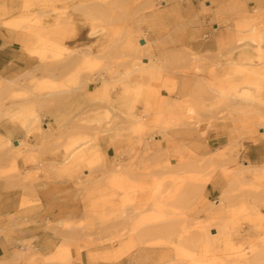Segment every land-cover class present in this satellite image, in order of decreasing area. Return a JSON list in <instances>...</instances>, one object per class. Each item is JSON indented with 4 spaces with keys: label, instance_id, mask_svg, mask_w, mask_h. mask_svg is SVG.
<instances>
[{
    "label": "rangeland",
    "instance_id": "rangeland-1",
    "mask_svg": "<svg viewBox=\"0 0 264 264\" xmlns=\"http://www.w3.org/2000/svg\"><path fill=\"white\" fill-rule=\"evenodd\" d=\"M225 3L234 14L220 15ZM0 26L52 40L41 70L0 81V180L23 190L22 209L39 203L37 189L62 206L44 225L60 238L57 256L27 244L17 261L74 264V248L96 263L264 264V164L243 158L244 143L264 138L260 11L237 0H0ZM75 27L93 51L63 45ZM158 44L174 48L164 61ZM95 80L105 95L144 93L142 111L95 112L92 135L63 141L44 118ZM209 130L224 136L219 148L191 147ZM103 134L120 146L113 158L99 152ZM19 159L33 170L23 174Z\"/></svg>",
    "mask_w": 264,
    "mask_h": 264
},
{
    "label": "crops",
    "instance_id": "crops-1",
    "mask_svg": "<svg viewBox=\"0 0 264 264\" xmlns=\"http://www.w3.org/2000/svg\"><path fill=\"white\" fill-rule=\"evenodd\" d=\"M241 9L252 8L258 10L264 15V0H237ZM13 5V10H17L19 4L17 1ZM229 3V2H228ZM226 9H220L221 14L225 15L233 12ZM77 18V16H73ZM214 18L217 15L213 16ZM213 29L216 27L212 24ZM207 40L203 47L208 52L215 53L217 50V42L214 33H210L208 28ZM216 31V30H214ZM39 43L37 37L32 38L29 33L23 30H13L0 26V81H12L21 76L29 75L33 72L41 70L39 56L32 54L29 50H34ZM95 39L89 36L88 29L74 28L71 35L63 41V45L69 50H87L93 51ZM158 53L156 57L162 61L168 55V52L173 51V47L168 44H158ZM145 61V60H144ZM74 66V65H73ZM64 74V72H63ZM134 84L139 81L134 80ZM103 83L88 81L82 84L78 89L72 90L69 100L65 96L61 97L58 103L55 102V110L52 115H47L44 118L48 122L46 126L56 132V136H60L63 141L68 136L74 137L77 134L92 135L95 128L92 124H88L93 119L95 112L112 110H125L127 107H134L136 113L141 112L145 104V94L141 93L137 96L129 93L126 95L120 88L116 91L109 92L105 95L101 91ZM163 97H166L163 95ZM109 100V102H108ZM85 120L83 124L81 121ZM47 128V127H46ZM2 129V127H1ZM102 129V128H101ZM224 136L218 134L216 130H209L205 133L201 140L191 142V147H198L200 153H206L212 148L218 147ZM109 135H101L97 141L99 152L107 159L113 158L115 152L120 148L119 144H111ZM159 141V139L155 140ZM27 144L35 147L39 141H26ZM243 158L252 165L264 164V138L257 139L256 142L244 143ZM220 149H215L218 151ZM23 168V174L33 170L29 164H25L23 159L17 160V165ZM12 180H0V264H24L22 259L17 261L18 255L24 253L27 244H29L34 254L42 258H49L52 254L57 256L60 238L45 229L46 211L61 209V204L57 202H46V192L37 189L36 197L38 204L32 207L22 209L20 203L24 197V192L19 187L10 186ZM207 196L214 194L216 189L212 184L205 186ZM34 199V197H32ZM57 250L55 251V249ZM70 257L75 260L74 264H90L88 254L81 251L79 255L74 248L69 250ZM95 264H120V261L102 262L98 261Z\"/></svg>",
    "mask_w": 264,
    "mask_h": 264
},
{
    "label": "bare ground",
    "instance_id": "bare-ground-1",
    "mask_svg": "<svg viewBox=\"0 0 264 264\" xmlns=\"http://www.w3.org/2000/svg\"><path fill=\"white\" fill-rule=\"evenodd\" d=\"M34 33V35L33 34H30L31 35V37L32 38H35L36 37V34L37 35H39L40 37H41V40L39 41V43H38V45H37V47L33 50H31V51H29L30 53H33V54H35V55H37V56H39V58H41L42 59V57H43V55H44V53L45 52H47L48 50H47V46H51V43H50V41H52V40H50V35L48 36L47 35V33L46 32H44V31H42V29H40L39 31H35V32H33ZM39 39V38H38ZM52 39H54V38H52ZM55 41V40H54ZM53 41V42H54ZM142 42V41H141ZM143 44V43H142ZM49 46V47H50ZM48 47V48H49ZM42 56V57H41ZM45 58V57H44ZM43 58V59H44ZM40 59V60H41ZM256 70H254L253 72H255ZM2 97V96H1ZM4 98V97H3ZM5 99H6V97H5ZM4 103V102H3ZM156 138V137H155ZM116 176V175H115ZM114 176V177H115ZM117 177H118V175H117ZM116 177V178H117ZM113 179V178H112ZM118 179V178H117ZM121 179V178H120ZM116 180V179H115ZM112 181H114V180H112ZM119 181V180H118ZM113 183H116V182H113ZM116 185V184H115ZM119 185V184H118ZM185 232V231H184ZM183 233V232H182ZM184 234V233H183ZM184 236V235H183ZM182 237V236H181ZM188 241V240H187ZM194 241V240H193ZM191 242V241H190ZM90 258V257H89ZM96 263V261L93 259V258H91L90 259V264H95Z\"/></svg>",
    "mask_w": 264,
    "mask_h": 264
},
{
    "label": "water",
    "instance_id": "water-1",
    "mask_svg": "<svg viewBox=\"0 0 264 264\" xmlns=\"http://www.w3.org/2000/svg\"><path fill=\"white\" fill-rule=\"evenodd\" d=\"M143 42H140V44H142ZM14 144L16 145V142H14Z\"/></svg>",
    "mask_w": 264,
    "mask_h": 264
}]
</instances>
